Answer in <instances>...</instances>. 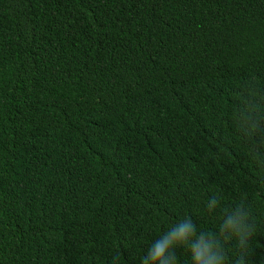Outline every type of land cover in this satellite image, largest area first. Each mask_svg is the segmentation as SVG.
I'll list each match as a JSON object with an SVG mask.
<instances>
[{
  "label": "trees",
  "instance_id": "1",
  "mask_svg": "<svg viewBox=\"0 0 264 264\" xmlns=\"http://www.w3.org/2000/svg\"><path fill=\"white\" fill-rule=\"evenodd\" d=\"M246 84L264 0H0V264H140L184 216L217 230L213 190L251 208L264 264V177L230 125Z\"/></svg>",
  "mask_w": 264,
  "mask_h": 264
},
{
  "label": "clouds",
  "instance_id": "2",
  "mask_svg": "<svg viewBox=\"0 0 264 264\" xmlns=\"http://www.w3.org/2000/svg\"><path fill=\"white\" fill-rule=\"evenodd\" d=\"M230 125L242 141L251 142L248 156L264 177V90L255 84L241 87L231 108ZM204 210L211 216L219 213L216 231L198 230L192 217L184 216L147 245L140 264H180L178 250L186 253L187 264H247L256 225L245 200L225 207L213 190Z\"/></svg>",
  "mask_w": 264,
  "mask_h": 264
}]
</instances>
